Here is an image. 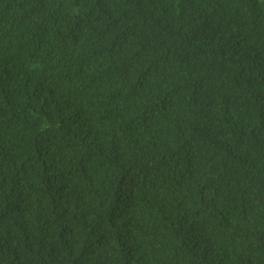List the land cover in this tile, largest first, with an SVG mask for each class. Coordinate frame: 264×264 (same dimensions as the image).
<instances>
[{"label":"trees","instance_id":"obj_1","mask_svg":"<svg viewBox=\"0 0 264 264\" xmlns=\"http://www.w3.org/2000/svg\"><path fill=\"white\" fill-rule=\"evenodd\" d=\"M0 264H264V0H0Z\"/></svg>","mask_w":264,"mask_h":264}]
</instances>
